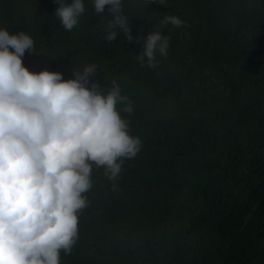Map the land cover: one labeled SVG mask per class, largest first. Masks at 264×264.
<instances>
[{
    "label": "trees",
    "instance_id": "16d2710c",
    "mask_svg": "<svg viewBox=\"0 0 264 264\" xmlns=\"http://www.w3.org/2000/svg\"><path fill=\"white\" fill-rule=\"evenodd\" d=\"M56 7L0 0V27L34 38L30 71L68 79L98 64L93 80L121 86L134 108L121 114L142 142L116 190L93 167L61 264H264V0H125L132 39L111 42L91 4L72 32ZM168 15L184 23L159 25L168 55L142 67V38Z\"/></svg>",
    "mask_w": 264,
    "mask_h": 264
},
{
    "label": "clouds",
    "instance_id": "9594fccd",
    "mask_svg": "<svg viewBox=\"0 0 264 264\" xmlns=\"http://www.w3.org/2000/svg\"><path fill=\"white\" fill-rule=\"evenodd\" d=\"M55 2L53 13L67 32L91 4L107 41L121 32L132 39L125 0ZM183 23L168 15L152 26L138 63L156 68L171 41L159 25ZM26 50L38 51L29 33L0 27V264H61V251L70 254L78 238L93 167H102L116 190L124 159L134 158L142 142L121 114L134 111L121 86L93 80L98 64L73 67V78L64 79L59 71L26 68Z\"/></svg>",
    "mask_w": 264,
    "mask_h": 264
}]
</instances>
